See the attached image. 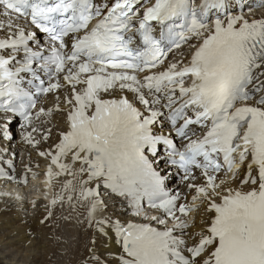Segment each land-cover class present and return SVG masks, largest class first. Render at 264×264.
<instances>
[{
    "label": "snow or ice",
    "instance_id": "obj_1",
    "mask_svg": "<svg viewBox=\"0 0 264 264\" xmlns=\"http://www.w3.org/2000/svg\"><path fill=\"white\" fill-rule=\"evenodd\" d=\"M243 8L233 0H0V119L19 116L22 141L38 147L35 121L54 109L37 103L56 94L66 127L55 150L39 155L50 158L49 182L72 179L50 204L66 198L97 237L114 233L118 264H264V18L249 20ZM183 44L190 59L168 62ZM244 164L240 182L250 187L232 188ZM169 167L195 191L193 203L168 189ZM113 194L147 219L146 201L157 213L151 222L164 227L105 216ZM201 208L196 231L189 214ZM95 243L85 264H113Z\"/></svg>",
    "mask_w": 264,
    "mask_h": 264
},
{
    "label": "bare ground",
    "instance_id": "obj_2",
    "mask_svg": "<svg viewBox=\"0 0 264 264\" xmlns=\"http://www.w3.org/2000/svg\"><path fill=\"white\" fill-rule=\"evenodd\" d=\"M244 16L249 20L261 19L264 18V10L256 14L251 13L249 16ZM189 49V44H185L182 51L175 52L171 55L173 61L182 60L186 62ZM60 95L62 103L63 93H60ZM129 98L131 99V96H129ZM55 103L56 94H48L38 103V108L43 106L45 109H55ZM41 120L50 121L39 128V132L37 131L38 133L33 134L35 139L40 141L38 147L34 148L24 143L22 139L15 140L16 143H14V148H12V146L6 147L5 142L0 146V154L10 159H12L13 156V163L15 162L16 152L18 151L15 149L19 146L21 147L20 152H23V156L20 159L18 158L17 166L14 165V171L10 173L11 178L6 182L0 181V192L4 193L0 194L6 196L5 194L8 193V195L11 196L9 199H14V195H17L16 199L20 198L24 191L28 189V186H23V183L20 182L21 174H25L27 179L37 174V177L41 179V184L36 185V187L35 185H31L36 189V192L33 191V193L45 197V200H37L38 202L35 209H33V204H31L28 206L29 211H22L21 213L17 212L15 208V210H12L8 205L3 204L4 208L0 210V254H11V256L7 258L8 264H85V258L88 256L87 249L94 246L93 242L91 243V238H94L96 240L95 247L99 249V251L97 250L98 255L113 262V264H118L119 257L122 254V248L115 243L114 233H110L108 237H97L95 231L89 229L86 223L80 224L77 222V212L70 208L66 198L63 205H61L60 202L54 206L50 204L54 196L63 191L65 181L72 178L67 174L61 176L54 175L49 182L46 173L51 161L49 157L39 155V152L55 150L54 145L58 142L59 131L66 127L65 113L54 111L52 116H42ZM12 126V124L8 125L6 122L1 121L0 132L1 130L12 131ZM49 129H51L50 138L44 140L42 138L43 133ZM38 166L40 167L38 168ZM194 172L197 176L195 183L203 184L204 178L200 176V171ZM166 175L168 176V187L172 189L179 188L180 192L183 193V199L181 201L193 203L192 196L195 195V191L187 189L181 178L175 180V174L172 169H168ZM218 175L219 179H224V174ZM245 175H247V167H241L238 177L229 181L230 186L235 189L247 190V187H250V185L245 186L240 182ZM11 181L13 184H8ZM217 183H219V180ZM16 189H19V191H16ZM121 199L120 197H115L114 194L111 198L106 196L105 203L110 202V207H112V209L107 211L109 210V206L106 205L107 210L104 215L109 212L108 215L105 216H110L112 220L119 219L122 223L128 221L133 223H151L153 227L163 228L151 222L149 218H143L144 215H135L132 209L127 206L126 201L124 204L119 202ZM7 207L9 209L4 210ZM49 210L53 213L51 216L48 215ZM117 211H119V214L116 213ZM79 212L83 213L84 210L79 209ZM120 214H123V216H120ZM205 215L206 213L203 211V208L194 210L189 215L190 220L195 216L197 222L196 231H199L200 226H202L200 218ZM67 216L71 218L65 219ZM43 218H45V224L41 225L40 220ZM79 218L82 219V215ZM168 222L170 223V227L174 223L172 220ZM46 224H49V227H47ZM49 239L56 242L57 253L53 257L50 254L51 246ZM62 254H64V256L61 258Z\"/></svg>",
    "mask_w": 264,
    "mask_h": 264
},
{
    "label": "rangeland",
    "instance_id": "obj_3",
    "mask_svg": "<svg viewBox=\"0 0 264 264\" xmlns=\"http://www.w3.org/2000/svg\"><path fill=\"white\" fill-rule=\"evenodd\" d=\"M263 10H264V8H263ZM262 9L261 10H259L258 11V13L259 12H262L263 11ZM251 13H248L246 16H249ZM43 121V120H42ZM48 121H50V120H48ZM43 123H46V122H43ZM47 123H49V122H47ZM12 128V131H14V127L12 126L11 127ZM31 129H29V131H30ZM10 132V131H9ZM38 132H39V128H38ZM38 132H36V133H38ZM34 134V133H33ZM15 137V135L13 136V138ZM20 138V137H19ZM18 140V139H14L11 143L12 144H10V145H8V146H6V147H11L12 146V148H14V146H15V144L14 143H16V141ZM21 140V139H20ZM4 143V142H3ZM20 148L21 147H19L18 146V148H16L15 150L17 151V152H19V153H17L16 152V158H15V162H14V165L15 166H17V162H18V160L23 156V152H20ZM20 155V156H19ZM19 158V159H18ZM40 166H38V168H39ZM41 175V174H40ZM38 175H35V176H33L32 178H26L27 180H26V182H25V184H22L23 186H28L27 188L28 189H26L25 191H24V193H23V195L20 197V198H18V199H16V197H17V195H14L13 196V198L14 199H9V197H11V196H9L8 195V193L7 194H5L6 196H4V195H2V194H4V193H2V192H0V193H2V194H0L1 196H0V203H1V208H0V210H2L3 208H4V205L3 204H5V205H8V207L10 208V209H12V210H15L16 209V211L17 212H19V213H21L22 211H29V208H28V206H30L31 204H33V209H35L36 208V205H37V200H39V199H43V200H45V197H43V196H40V195H36L35 193H33V191H35L36 192V189H35V187H36V185H38V184H41V179L39 178V177H37ZM32 180V181H31ZM38 180V181H37ZM28 181V182H27ZM33 185H35V187H32ZM38 190V189H37ZM16 191H19V189H16ZM39 191V190H38ZM38 194V193H37ZM35 199H36V201H35ZM105 199H106V196H105ZM13 200V201H12ZM15 200V201H14ZM23 201H24V203H23ZM12 205H11V204ZM22 203V204H21ZM107 204V206H109V210H107V211H110V209H112V207H110V202H106ZM197 203H199L198 201H197ZM10 204V205H9ZM17 204V205H16ZM19 204V205H18ZM26 205V206H25ZM5 208L4 210H7V209H9V208ZM15 208V209H14ZM108 213L109 212H107V214H105V215H108ZM117 214H119V211H117L116 212ZM196 215V214H195ZM120 216H123V214H120ZM141 216H143V215H141ZM195 217V216H194ZM40 223H41V225H43V224H45V218H43V219H41L40 220ZM47 225V227H49V224H46ZM51 238V237H50ZM50 240V246H51V250H50V254L52 255V257L57 253V247H56V242L54 241V240H51V239H49ZM93 240H94V238H91V243L93 242ZM65 248V247H64ZM97 249V248H96ZM98 251H99V249H97ZM64 252H65V249H64ZM11 256V254H0V264H8V261H7V258H9ZM64 256V254H62V256H61V258ZM6 261H5V260Z\"/></svg>",
    "mask_w": 264,
    "mask_h": 264
}]
</instances>
